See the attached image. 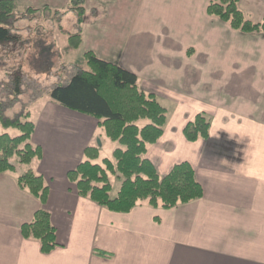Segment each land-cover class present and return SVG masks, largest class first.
I'll list each match as a JSON object with an SVG mask.
<instances>
[{
	"label": "crops",
	"instance_id": "0c3cea01",
	"mask_svg": "<svg viewBox=\"0 0 264 264\" xmlns=\"http://www.w3.org/2000/svg\"><path fill=\"white\" fill-rule=\"evenodd\" d=\"M12 1L15 11L63 10L69 2ZM81 1L84 9L68 12L86 16L72 50L119 65L155 96L166 121L145 157L159 177L188 163L202 197L171 209L143 200L128 213L80 197L67 173L87 148L99 157L96 141L102 147L108 138L93 117L43 99L29 114L30 143L41 150L30 168L47 199L41 204L16 174L0 173V264H264V34L208 16L210 0ZM239 8L248 17L259 12L258 22L264 16V0H239ZM198 114L209 119V136L191 143L182 132ZM40 209L60 245L49 254L20 231Z\"/></svg>",
	"mask_w": 264,
	"mask_h": 264
},
{
	"label": "trees",
	"instance_id": "16d2710c",
	"mask_svg": "<svg viewBox=\"0 0 264 264\" xmlns=\"http://www.w3.org/2000/svg\"><path fill=\"white\" fill-rule=\"evenodd\" d=\"M206 14L233 30L264 34V16L259 22H252L240 10L239 0H210ZM14 16L13 1L0 0V43L16 40L3 26ZM68 43L77 49L80 34L69 36ZM83 59L86 69L73 75L67 85L55 87L50 99L68 110L96 119L106 138L119 147L114 149L112 160L102 159L101 163H95L96 148L85 150L86 159L67 173L77 194L116 213H128L143 200L153 208L171 209L200 199L203 191L188 163H178L164 177H159L145 157L148 148L161 137L166 121V110L155 96L139 90L137 77L119 65L100 60L92 52H86ZM29 117L28 112L13 119L0 115L3 129L18 132L14 136L0 134V173L16 174L19 188L44 204L48 188L43 178L30 168L40 159L41 150L30 143L34 124ZM141 120L146 123L139 125ZM209 125L205 115H196L183 129L185 140L191 143L206 140ZM112 178L119 183L115 196L111 195ZM20 231L24 239L38 242L43 254L60 246L50 214L44 209L36 211L32 221L22 224Z\"/></svg>",
	"mask_w": 264,
	"mask_h": 264
},
{
	"label": "rangeland",
	"instance_id": "374dc122",
	"mask_svg": "<svg viewBox=\"0 0 264 264\" xmlns=\"http://www.w3.org/2000/svg\"><path fill=\"white\" fill-rule=\"evenodd\" d=\"M83 6L81 0H69L63 10L28 8L21 11L18 8L15 16L3 24L16 40L0 43L1 116L13 119L27 112L34 113L43 99L51 100L50 92L55 87L67 85L73 75L86 69L84 60L79 59V52L73 51L68 43L69 36L79 34L76 33L78 19L86 17L68 12H77L84 9ZM86 8L92 15L88 6ZM258 17L259 12H253L248 18L256 23ZM63 37L67 38L68 45H61ZM48 53H51L50 58ZM138 123L144 125L146 121ZM5 130L0 126V133L18 134L14 129ZM105 140L102 147L97 145L99 157L95 163H101L102 159L112 160L113 149L119 147L117 143ZM112 182L113 187L119 186L113 178Z\"/></svg>",
	"mask_w": 264,
	"mask_h": 264
},
{
	"label": "water",
	"instance_id": "95a60500",
	"mask_svg": "<svg viewBox=\"0 0 264 264\" xmlns=\"http://www.w3.org/2000/svg\"><path fill=\"white\" fill-rule=\"evenodd\" d=\"M96 143H97V145L100 147L101 146V144H100V141L99 140H97L96 141Z\"/></svg>",
	"mask_w": 264,
	"mask_h": 264
}]
</instances>
